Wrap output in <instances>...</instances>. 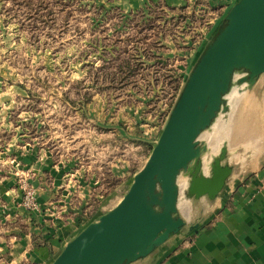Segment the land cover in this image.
<instances>
[{"label":"rangeland","instance_id":"1","mask_svg":"<svg viewBox=\"0 0 264 264\" xmlns=\"http://www.w3.org/2000/svg\"><path fill=\"white\" fill-rule=\"evenodd\" d=\"M238 2L0 0L2 81L29 99L22 112L37 114L39 137L56 153L96 162L100 190L114 197L109 210L144 168ZM227 100L229 112L200 137L206 157L224 145L233 159L255 148L264 156V94L236 86Z\"/></svg>","mask_w":264,"mask_h":264},{"label":"crops","instance_id":"2","mask_svg":"<svg viewBox=\"0 0 264 264\" xmlns=\"http://www.w3.org/2000/svg\"><path fill=\"white\" fill-rule=\"evenodd\" d=\"M2 67L0 264H53L70 241L116 207L107 209L114 197L100 190L96 162L64 157L39 137L37 114L22 112L29 99L5 86ZM252 91L264 94V74ZM246 153L237 160L228 149L233 173L223 191L215 200L181 195L178 210L187 226L132 264H264V156L256 148ZM21 178L35 191L40 211L23 206Z\"/></svg>","mask_w":264,"mask_h":264},{"label":"water","instance_id":"3","mask_svg":"<svg viewBox=\"0 0 264 264\" xmlns=\"http://www.w3.org/2000/svg\"><path fill=\"white\" fill-rule=\"evenodd\" d=\"M264 74V0H239L193 68L144 168L121 202L70 241L53 264H132L180 233L181 195L215 200L233 168L228 147L209 153L201 135L229 112L233 89ZM185 179L181 188L179 180Z\"/></svg>","mask_w":264,"mask_h":264},{"label":"built area","instance_id":"4","mask_svg":"<svg viewBox=\"0 0 264 264\" xmlns=\"http://www.w3.org/2000/svg\"><path fill=\"white\" fill-rule=\"evenodd\" d=\"M19 185L24 198L23 206L29 211H40V204L37 201L35 191L30 187L28 180L21 178Z\"/></svg>","mask_w":264,"mask_h":264},{"label":"bare ground","instance_id":"5","mask_svg":"<svg viewBox=\"0 0 264 264\" xmlns=\"http://www.w3.org/2000/svg\"><path fill=\"white\" fill-rule=\"evenodd\" d=\"M211 144L214 145V143H212V142H211ZM211 146H212V145H211ZM212 148H214V146H212ZM208 170H209V169H208V166L205 165V172L208 173V172H207ZM179 184H180L181 188H184V187H185V179H183V180L180 179V180H179Z\"/></svg>","mask_w":264,"mask_h":264}]
</instances>
